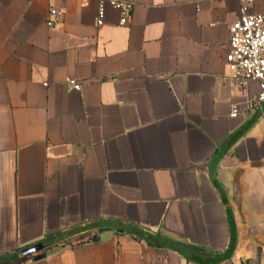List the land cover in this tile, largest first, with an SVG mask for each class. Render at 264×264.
I'll use <instances>...</instances> for the list:
<instances>
[{"label": "crops", "instance_id": "0c3cea01", "mask_svg": "<svg viewBox=\"0 0 264 264\" xmlns=\"http://www.w3.org/2000/svg\"><path fill=\"white\" fill-rule=\"evenodd\" d=\"M99 1L0 0V264H264L240 1L106 3L98 26Z\"/></svg>", "mask_w": 264, "mask_h": 264}, {"label": "built area", "instance_id": "2783aa9c", "mask_svg": "<svg viewBox=\"0 0 264 264\" xmlns=\"http://www.w3.org/2000/svg\"><path fill=\"white\" fill-rule=\"evenodd\" d=\"M241 14L230 27V37L225 56L226 66L230 77L236 80H256L259 83L258 93L245 100L246 107L258 110L264 117V13L253 12V0H239ZM108 3L120 11L121 23H126L130 18L135 3L125 0H100L97 14V25L105 23V5ZM63 12L52 8L49 11L47 23L53 26L59 22ZM67 83L76 90L81 84L76 79L68 78ZM240 105L234 103L231 116H237Z\"/></svg>", "mask_w": 264, "mask_h": 264}, {"label": "rangeland", "instance_id": "374dc122", "mask_svg": "<svg viewBox=\"0 0 264 264\" xmlns=\"http://www.w3.org/2000/svg\"><path fill=\"white\" fill-rule=\"evenodd\" d=\"M261 227H262V225H261Z\"/></svg>", "mask_w": 264, "mask_h": 264}]
</instances>
